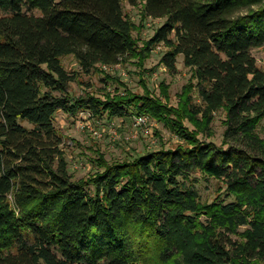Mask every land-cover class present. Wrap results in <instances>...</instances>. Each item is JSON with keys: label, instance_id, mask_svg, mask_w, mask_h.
<instances>
[{"label": "trees", "instance_id": "1", "mask_svg": "<svg viewBox=\"0 0 264 264\" xmlns=\"http://www.w3.org/2000/svg\"><path fill=\"white\" fill-rule=\"evenodd\" d=\"M123 0H0V264H264V0H144L142 19H164L139 45ZM135 5L138 0H128ZM162 45L174 72L191 71L180 108L149 91L69 94L96 65L142 62ZM225 112L223 147L199 140ZM94 119L147 115L186 145L132 161L94 160L75 180L54 125L58 112ZM225 146V148H224ZM196 173L227 197L203 203ZM204 218V219H202Z\"/></svg>", "mask_w": 264, "mask_h": 264}, {"label": "rangeland", "instance_id": "2", "mask_svg": "<svg viewBox=\"0 0 264 264\" xmlns=\"http://www.w3.org/2000/svg\"><path fill=\"white\" fill-rule=\"evenodd\" d=\"M143 1L138 0L135 5L128 0L122 1L124 15L136 26L133 36L138 38L140 46L150 39L165 21L150 17L142 19ZM164 52L165 48L160 45L140 63L132 59L112 67L99 64L88 72L81 70L73 56L62 57L64 68L77 75L76 81L70 83L69 94L74 98L94 95L102 99L105 94L113 93L115 89L121 93L124 89H128L130 93L138 95L149 91L168 107L178 109L181 107L180 102L184 97L185 88L192 85L193 100L198 102L195 83L192 80L190 69L183 65V57L178 56L176 70L172 72L160 63ZM251 54L257 66L264 71L263 48H253ZM81 113L70 116L60 111L54 117V125L63 137L61 147L67 161L68 171L75 180L87 179L101 170L94 163L99 155H102L108 163L132 161L149 152L186 145L184 138L172 133L163 124L150 117L148 127L139 129L135 127V120L132 116L114 118L103 116L94 119L86 111L82 114L83 116ZM213 117L210 130H208L210 136L197 134V128L187 119L183 120V124L189 132L195 133L199 140L223 147L225 112L220 110L214 113ZM257 132L261 136L264 135L263 122L259 125ZM189 184L197 190L203 203H211L218 197L225 202L232 200L227 197L222 180L196 173L190 176Z\"/></svg>", "mask_w": 264, "mask_h": 264}, {"label": "built area", "instance_id": "3", "mask_svg": "<svg viewBox=\"0 0 264 264\" xmlns=\"http://www.w3.org/2000/svg\"><path fill=\"white\" fill-rule=\"evenodd\" d=\"M85 113L82 112L81 115ZM83 116V115H82ZM134 125L135 127H138L139 129H141V127H148L149 123H150V119L148 116L146 115H139V116H134ZM146 131V130H145Z\"/></svg>", "mask_w": 264, "mask_h": 264}]
</instances>
